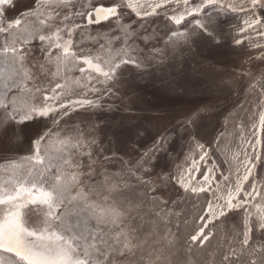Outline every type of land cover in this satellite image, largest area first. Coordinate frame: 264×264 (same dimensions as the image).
I'll return each mask as SVG.
<instances>
[{
    "label": "snow or ice",
    "instance_id": "snow-or-ice-1",
    "mask_svg": "<svg viewBox=\"0 0 264 264\" xmlns=\"http://www.w3.org/2000/svg\"><path fill=\"white\" fill-rule=\"evenodd\" d=\"M229 44L230 106L116 121ZM0 264H264V0H0Z\"/></svg>",
    "mask_w": 264,
    "mask_h": 264
},
{
    "label": "rangeland",
    "instance_id": "rangeland-1",
    "mask_svg": "<svg viewBox=\"0 0 264 264\" xmlns=\"http://www.w3.org/2000/svg\"><path fill=\"white\" fill-rule=\"evenodd\" d=\"M238 56L229 44L222 50L200 47L182 63L166 62V66L150 69V77L137 79L133 87L140 97L127 110L115 113L117 122L127 129L137 126L152 136L165 127L175 125L173 116L195 105H216L218 111L230 106V93L226 87L213 86L225 73L232 70ZM204 127L210 131V124ZM179 137L174 147H179Z\"/></svg>",
    "mask_w": 264,
    "mask_h": 264
}]
</instances>
